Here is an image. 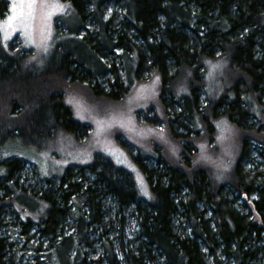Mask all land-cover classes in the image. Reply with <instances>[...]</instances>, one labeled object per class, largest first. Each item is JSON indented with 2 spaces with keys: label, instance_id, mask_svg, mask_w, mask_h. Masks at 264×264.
Segmentation results:
<instances>
[{
  "label": "trees",
  "instance_id": "obj_1",
  "mask_svg": "<svg viewBox=\"0 0 264 264\" xmlns=\"http://www.w3.org/2000/svg\"><path fill=\"white\" fill-rule=\"evenodd\" d=\"M109 3L120 8L116 19L106 15ZM71 4L74 26L60 30L76 45L55 46L46 66L0 43V264H18L15 242L1 232L5 208L19 218L23 242L36 225L44 240L30 246L39 250L46 242L48 264H252L264 258V171L241 164L250 142L264 150V0ZM146 71L160 79L161 112L166 95L173 96L176 114L191 124L177 135L172 160L162 151L155 157L163 171L134 156L151 201L140 197L129 172L104 156L67 166L38 187L24 183L22 159L2 153L14 139L39 148L60 130H82L64 95L73 84L96 98L118 96ZM106 74L108 89L96 81ZM222 119L235 144L217 161L215 124ZM200 147L215 161L198 159ZM227 188L245 198L255 193L258 218L236 209Z\"/></svg>",
  "mask_w": 264,
  "mask_h": 264
},
{
  "label": "rangeland",
  "instance_id": "obj_2",
  "mask_svg": "<svg viewBox=\"0 0 264 264\" xmlns=\"http://www.w3.org/2000/svg\"><path fill=\"white\" fill-rule=\"evenodd\" d=\"M17 3V14L19 13V0ZM65 7L63 11L55 12L50 19L38 9L35 19L29 21L31 39L25 34L23 28L17 23L15 30L0 31V43L9 45L16 50L28 52L31 61H39L46 66L45 61L50 59L54 53V47L59 46L65 50L68 46L76 45L62 25L74 26V9L71 0H58ZM14 0H0V23L6 22L7 18L14 13L11 11ZM106 15L111 13L116 17L120 15V8L114 4L107 5ZM57 25V27H56ZM7 33V39L5 34ZM62 50L58 54L62 56ZM120 50H116V53ZM50 57V58H49ZM115 62L119 65L120 58L114 56ZM109 61V58H104ZM120 69V67H118ZM120 73V72H119ZM149 72H141L143 80L134 81L130 78L129 88L124 94L111 97L96 98L88 92L84 85L73 84L65 91V99L71 110L72 117L83 124L80 131L63 129L56 133L54 138L43 142L39 147L25 145L19 139L8 142L2 149V153L18 156L23 160L24 169L22 179L27 185H46L44 178L50 177L55 180L61 175L67 166H81L91 163L96 156L108 158L116 167H119L131 174L137 187L138 194L146 202L152 200L149 185L139 168V159L134 156L140 155V160L147 167H154L163 171L162 164H159L155 157L162 151V157L172 160L177 151V135L190 130L191 124L186 123L177 113L178 104L174 102L173 96L166 95V111L161 112L159 97L160 79L154 75L148 77ZM121 75V74H120ZM96 81L104 89H108L107 79L109 74L96 76ZM200 99L204 104V90L200 91ZM171 113V114H170ZM173 113V114H172ZM254 121V120H253ZM185 126H183L182 124ZM216 142L220 155L216 160L220 161L223 155L229 157L235 144L233 132L226 120L216 122ZM161 129L163 131H161ZM169 130L173 132L172 137ZM183 143V142H182ZM249 154L241 161L245 169L264 171V150L262 146L252 141L249 146ZM197 158L207 162L214 158L207 149L199 148ZM223 150V151H222ZM233 152V151H232ZM118 159L121 162H117ZM226 196L230 203L248 218H258L251 200L256 198L253 193L249 197L239 196L237 192L226 189ZM27 203L31 206L30 202ZM4 224L1 232L11 239L13 248L18 250V264H48L46 257V242H43L39 250L31 245H37L44 240L39 235L36 225L32 224L25 235L27 241L17 235L20 227L19 218L14 217L10 208H5ZM29 211V210H28ZM65 230L71 229V222L68 220ZM223 261H227L225 255L220 254ZM264 258L252 264H259Z\"/></svg>",
  "mask_w": 264,
  "mask_h": 264
},
{
  "label": "snow or ice",
  "instance_id": "obj_3",
  "mask_svg": "<svg viewBox=\"0 0 264 264\" xmlns=\"http://www.w3.org/2000/svg\"><path fill=\"white\" fill-rule=\"evenodd\" d=\"M17 3L14 0L11 11L14 13L7 18L6 22L0 23V31L15 30L17 23L23 28L24 34L31 39V32L29 31V21L35 19L36 12L39 9L46 19L58 11H63L64 5L60 4L58 0H19V13L17 14ZM7 39V33L5 34ZM161 131H163L161 129ZM118 163L121 162L119 159Z\"/></svg>",
  "mask_w": 264,
  "mask_h": 264
}]
</instances>
